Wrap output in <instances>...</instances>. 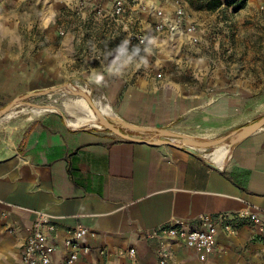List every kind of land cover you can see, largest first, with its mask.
Returning <instances> with one entry per match:
<instances>
[{"label": "crops", "instance_id": "1", "mask_svg": "<svg viewBox=\"0 0 264 264\" xmlns=\"http://www.w3.org/2000/svg\"><path fill=\"white\" fill-rule=\"evenodd\" d=\"M139 1L157 3L169 15L175 9L173 0ZM83 2L88 4L83 14L113 15L101 0ZM136 8L129 6L128 14L146 20L147 8L140 14ZM262 10L264 0H247L243 12ZM196 23L200 36L201 23ZM132 35L137 31H129L126 39L135 43ZM64 40L71 44L70 36ZM166 41L154 43L164 48ZM206 59H193L197 79L192 81L111 70L94 78L120 120L209 140L223 129L227 134L250 124L254 116L243 71L240 82H232L217 58L208 60L212 65ZM26 80L20 64L0 56V108ZM17 125H0V264H21L20 244L38 214L53 221L58 242L75 225L87 228L82 244L89 252L80 264H157L154 244L143 236L146 231L177 222L196 226L203 215L264 211V127L230 142L219 166L196 150L74 127L56 111ZM258 233L248 226L233 235L219 233L216 249L205 261L173 244L171 264H264V237ZM129 248H134L133 256Z\"/></svg>", "mask_w": 264, "mask_h": 264}, {"label": "rangeland", "instance_id": "2", "mask_svg": "<svg viewBox=\"0 0 264 264\" xmlns=\"http://www.w3.org/2000/svg\"><path fill=\"white\" fill-rule=\"evenodd\" d=\"M101 1L111 7L113 15L83 14L82 7L88 5L83 0H0V56L10 64H20L27 77L24 88L12 92L8 102L1 105L31 91L65 83L73 87L27 99L13 108L18 111L15 116L1 118L0 125L17 128V123L30 116L21 111L31 105H55L53 111L62 113L68 121L73 115L62 102H71L78 96L73 90L84 91L92 100L103 95L106 101L98 79L94 78L104 70L119 71L125 76L149 73L165 81H192L197 79L193 59L198 57L207 58L210 65L208 60L217 58L223 71L231 74L232 82H240L243 71L255 108L249 109L250 116H254L250 123L264 115V10L253 15L244 13L247 0H218L220 4L212 7L209 6L217 0H173L175 9L169 15L157 3L137 0L139 11L134 0ZM118 1L120 11L116 10ZM129 6L136 8L138 14L146 12L148 18L130 16ZM178 6L184 14L179 31L172 35L169 24ZM196 22L201 23L200 36L195 33ZM146 24L150 28L143 29ZM127 30L137 31L144 42L127 40ZM67 36L71 37L70 45L64 40ZM154 40L167 41L161 48ZM223 133L224 129L215 138ZM212 150L213 147L196 149L203 155Z\"/></svg>", "mask_w": 264, "mask_h": 264}, {"label": "built area", "instance_id": "3", "mask_svg": "<svg viewBox=\"0 0 264 264\" xmlns=\"http://www.w3.org/2000/svg\"><path fill=\"white\" fill-rule=\"evenodd\" d=\"M116 6V10L120 11L119 1ZM183 14L182 8L178 6L175 18L169 24L172 35L179 31ZM158 28H162V25ZM131 39L139 43L144 42L139 35H132ZM243 226L259 230L258 235L264 237V211L242 210L234 213L203 215L196 226L181 222L168 223L144 232L143 236L154 244L157 264H171L173 244L190 249L199 260L205 261L215 251L219 233L233 235ZM87 234L86 227L75 225L66 230L65 236L58 242V232L53 221L46 214H38L29 233L20 244V262L21 264H80L87 258L89 252V247L82 244ZM134 252V248L128 249L130 256H133Z\"/></svg>", "mask_w": 264, "mask_h": 264}, {"label": "water", "instance_id": "4", "mask_svg": "<svg viewBox=\"0 0 264 264\" xmlns=\"http://www.w3.org/2000/svg\"><path fill=\"white\" fill-rule=\"evenodd\" d=\"M63 88L72 89L69 83H65L64 85L61 86H53L44 90L31 91L21 96H18L13 100H11L8 104L0 108V119L3 118L16 105L25 102L27 99H30L35 96H44L49 94L51 91L62 90ZM73 93L84 98L87 104L93 109V111L98 116L99 125L90 126V128L106 130L109 133L113 134L114 136H117L123 140H128L133 142H140V143H146L152 145L166 144L175 148L194 151L196 149H209L226 141L232 143V138L234 139L233 142H236L240 138L250 135L264 127V115H262L254 122L244 125L223 136L209 140H200L173 130L159 129V128H144L142 126L130 122H126L123 120H120L119 122H115L109 119L107 116H105L100 110L96 109L92 98L87 93H85L84 91H75V90H73ZM127 131H133L139 134L153 133V136L148 138L141 137V136L131 135Z\"/></svg>", "mask_w": 264, "mask_h": 264}, {"label": "bare ground", "instance_id": "5", "mask_svg": "<svg viewBox=\"0 0 264 264\" xmlns=\"http://www.w3.org/2000/svg\"><path fill=\"white\" fill-rule=\"evenodd\" d=\"M84 90V86L81 87ZM73 89V87H72ZM63 90V89H62ZM71 90V89H70ZM96 109L100 110L105 116L109 119L119 122L120 118L113 112L112 108L105 101L104 96L100 95L96 100H93ZM64 108L68 109V112L73 115V118L68 119V123L74 127H83V126H98V116L93 111V109L87 104L86 100L81 96H77L71 102H62ZM55 105L48 106H39L31 105L27 108H23L21 112L28 113L32 118L46 111L55 110ZM18 111L11 109L4 117L7 119L15 116ZM234 139L232 138V142ZM230 142L226 141L224 143L218 144L213 147V150L210 153L205 154L204 156L209 159L211 162L222 165L228 156Z\"/></svg>", "mask_w": 264, "mask_h": 264}, {"label": "trees", "instance_id": "6", "mask_svg": "<svg viewBox=\"0 0 264 264\" xmlns=\"http://www.w3.org/2000/svg\"><path fill=\"white\" fill-rule=\"evenodd\" d=\"M217 4H220V2L218 0L214 1L213 4H211V6H209V7L216 6Z\"/></svg>", "mask_w": 264, "mask_h": 264}]
</instances>
